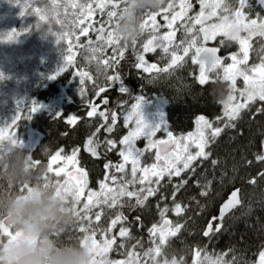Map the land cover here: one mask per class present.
I'll return each instance as SVG.
<instances>
[{"label":"trees","instance_id":"obj_1","mask_svg":"<svg viewBox=\"0 0 264 264\" xmlns=\"http://www.w3.org/2000/svg\"><path fill=\"white\" fill-rule=\"evenodd\" d=\"M168 1L165 0L162 7H167ZM74 2L80 3L83 0H55V2L53 0H39V2L19 0L18 3L17 0H0V127L11 123L9 118L15 115V111L21 108H31L37 101L42 100V103L58 101L60 104L63 103L62 105L66 109V113L57 116L56 114L60 113L59 106L58 109L46 107L43 109L42 107L41 110L29 114L31 119H28L29 115L23 119L20 117L13 128V130L18 128L20 132L24 133L27 128H31L40 135L38 142L30 150L33 160L40 161L38 166L45 167L48 158L52 156L50 154L58 151L59 147L66 153L68 150L78 148L84 141L82 137L86 138L91 133V129L87 128L90 122L84 119L78 121L76 125L67 123L70 117L80 118L88 113L89 109L82 105L89 100V97L93 96L91 89L95 84L91 82L92 79H85L84 85H80V77L77 73L86 71L90 75L99 77L106 70L111 71V68L115 66L105 70L97 64V60L111 61L114 54L112 46L103 44L102 41L96 39L100 33L94 30L99 29L108 19L106 13L111 10V6L109 5L103 13L97 8L92 19L85 20L83 24L76 27V24L84 17L79 16L78 8L72 7ZM88 2H93V0H88ZM172 2L176 7L169 11V19H171L173 11L180 10V0H172ZM188 3H191L192 7L187 11V15L183 20L175 22L174 45L180 44V41L184 40L183 46H186L187 42L195 36L197 46H215L225 61L229 55L235 53L242 57L239 41L228 43L220 35L205 41L204 34L197 29L199 24H195L192 32L188 33L186 29L191 27L189 20L194 17L198 0H188ZM227 3L229 11L234 14L236 8L239 7V0H227ZM124 6L121 4L120 8L122 9ZM262 6L260 0H246V6L242 11L247 15L246 17L258 14L261 18L263 15ZM35 7L44 9L48 19L41 21L39 16L34 13L30 14ZM21 11L25 14L21 15ZM223 14L225 13L222 10H218L214 19L217 20ZM58 20L63 23H58ZM157 22L162 35L169 31L162 15L157 16ZM89 24L91 27H89L87 36L81 35L82 28L88 27ZM104 27L106 36L108 25L105 24ZM13 30L19 34L12 39L7 38ZM61 32L74 33L75 35H69L68 39L58 42L53 33ZM149 34L151 32L144 31L137 39L135 48L132 44L125 47V44L120 42L127 62L132 64L139 55L143 54L148 63L159 60L160 68L167 67L170 61L166 62L164 58L166 54L160 52L156 58H153V55L149 54L150 52H142L141 45ZM76 36L80 37L78 41L75 39ZM249 40L251 43L248 60L246 65H241L247 69L249 66L251 68L254 60H260L261 55L264 54V36L257 34ZM89 41L92 43L89 44ZM69 42L73 45L72 52L75 53V56L73 64L64 68V66L62 67L65 62L64 56L70 54L68 52ZM92 48L99 51L92 52ZM181 50L179 48L176 50L179 55H183ZM116 55L119 58V54ZM187 58L191 59L190 54ZM61 68L64 70L60 71ZM133 70L131 69L125 76L129 87L134 86ZM195 70L194 66L189 68V72L186 67L180 68L173 75L181 74L185 83L178 84V86H166L159 90L165 100L172 101L171 103L166 102L168 104L165 106L168 130L176 133L183 132L191 126L190 119L194 115L206 116L212 122L213 127L223 129L219 136L209 139L205 149L211 153L208 159L198 158L195 161L196 165H192L195 171H184L179 177L181 181L188 180L187 186L180 189L177 194L178 200L185 209V215L189 218L186 220L185 228L195 231V234L200 232L198 237L202 236L201 233H204L210 218L217 215L220 202L232 189L239 188L242 200L241 204L222 221L213 222L221 225V231L205 237L204 246L202 252H199L196 264H210V260L217 258L228 261L230 264H259L257 262L259 254L264 251V160H257V156H264L262 148L264 113H257L256 109L264 107V102L257 99L251 103L249 108L242 109L239 118L231 121L235 126L230 127L228 126L229 121L224 117V104H221L220 101H223L229 94L236 97V93L238 94L242 87V81L237 87L235 84V91L229 90L230 83L217 78L213 73L212 80L200 84ZM164 78V81L168 83V78ZM81 87L85 89L83 95L80 94ZM142 92L146 95L152 94L146 88L142 89ZM102 95L104 94H100V96ZM237 99L240 102L243 101L242 96ZM98 100L102 99L98 98L97 103ZM100 111L101 108H97L95 130L97 128L103 130L101 126L104 125V121L103 117L99 116ZM59 125H61L60 128ZM164 131V129H160L161 133ZM106 133L107 131L104 130V133L102 131V136L98 134L95 139L99 145L97 149L101 150L98 158L104 157L113 161L114 164H119L122 161L119 152L124 147L120 144L122 136L118 138L114 136L113 132L106 136ZM107 140H113L116 147L109 151L106 145ZM147 144L146 137L140 136L136 139L134 146L137 149H144ZM147 155L149 154L146 152L143 157L148 159ZM212 161H216V163L213 164ZM105 163L99 160L95 162V165H104ZM20 188L18 190L21 191ZM197 191L205 194H197ZM195 205H199L198 208ZM196 211L197 215H195ZM205 213L206 215H204ZM198 237L196 239L189 237L188 233L184 232L168 243L171 248L167 251H176L174 247L180 251L184 246H188L191 249L187 254L193 257V247L196 244H201ZM178 252L176 251V253ZM173 256L179 258L178 254Z\"/></svg>","mask_w":264,"mask_h":264},{"label":"snow or ice","instance_id":"obj_2","mask_svg":"<svg viewBox=\"0 0 264 264\" xmlns=\"http://www.w3.org/2000/svg\"><path fill=\"white\" fill-rule=\"evenodd\" d=\"M19 0H17V3ZM34 2H39V0H34ZM55 2V0H53ZM262 4H264V0H260ZM128 0H93V2H88V0H83L80 3H72L73 8H78L79 16L84 17L81 19L76 27H79L81 24L84 23L85 20H90L93 18V14L95 10L98 8L102 13L103 11L110 5L111 10L107 11V20L101 25L99 29H94L98 31L100 35L97 36L98 41H102L103 44L108 46H112L113 57L111 61L109 60H97V64L101 65L105 70L112 67L113 65H118L120 60L124 57V49L120 47V38L116 36L114 32V24L118 21L120 16L128 11L127 8ZM201 3V11L196 16L191 18L195 24L202 25L200 28V32H202L204 40L212 39L217 37L218 35L223 37V33L225 30V25L222 23L223 20L227 19V16L221 15L219 17V23L213 24L210 27H204V21L207 20L211 16H217V11L222 10L223 12L229 11V8L225 7L224 0H200ZM95 4V7H94ZM125 5L122 9L120 5ZM246 6V0H239V7L236 8L234 15L238 22L242 23L244 26V30L248 32L247 38H242L241 36L238 37V41L241 46L242 51V58L238 59L236 55L231 57L232 63L229 64L227 67H224V79L230 81V88L235 90V82L236 77L242 76L245 84L247 87L240 93L242 97H244L242 102L233 103L235 97L231 94L228 97V103L225 105L224 117L227 118L229 121L228 126L234 127L235 125L231 123V121L236 120L239 118L242 109H247L251 105L252 102L259 101L264 102V63H261L259 66H255L251 69L242 68L240 65H246L248 60V50H249V43L248 39L253 35H260L264 36V18L261 19H251L247 22L245 21V13L242 11ZM176 5L169 0L167 7H161L158 11H145L142 13V23L141 27L144 31H149L151 33H156L159 31L160 25L157 22V16L162 15L163 20L166 21V27L169 31L165 32L162 36H157L155 34L151 35V37L144 43L143 45V52H154L157 48H161L165 54H170L171 61L166 68L160 69L157 67L155 63L147 64L144 59V56L141 54L137 57L138 63L135 65L138 69H143L144 72H167L170 68L178 66L184 58L189 55L190 50L194 49V54L191 57L193 64H199L200 72H199V83L205 84L208 80V72L218 68L221 66V58L217 55L218 49L216 47H204V46H197V40L195 36L192 37L190 41L187 42V46H183L185 44L184 40L180 41L179 45H174V40L176 36V31L174 28L175 22L177 20H183L184 17L187 15L188 9L192 7L191 3H188V0H180L179 2V11H173L171 15V19H169V11L174 10ZM205 9H211L208 15H205ZM39 16L41 21H45L48 19L45 10L40 7H35L32 10V13ZM21 15L25 13L21 11ZM58 23H63L62 21H57ZM108 25V30L106 36L105 27L104 25ZM89 27H84L81 30V35L87 36ZM192 28L189 27L186 29L188 33L192 32ZM27 31V29H24ZM19 33L10 32L8 34L9 39L14 38L15 35ZM58 42L62 40L68 39L69 35H75L74 33L69 32H61L59 34L53 33ZM79 36H76L75 39L78 41ZM137 40L132 42L133 48H135ZM92 42L89 41V44ZM223 43V41H221ZM182 47L183 55H179L175 48ZM72 43L69 42L68 44V52L70 54L64 56L65 64L64 68H67L68 65L73 64L75 53L72 52ZM127 47V44H125ZM170 49H172L170 51ZM92 52L99 51L96 48L91 49ZM119 54V58L116 54ZM64 68H61L60 71H63ZM251 73V75H250ZM80 79V85H84L85 79L91 80L92 76L86 71H80L77 73ZM107 79L109 81H118L120 84L119 91L121 93H128V89L122 83L119 73L116 75L108 76ZM106 89L104 87H100L99 91L96 93L97 96L100 93H104ZM85 89L83 87L80 88V94L83 95ZM136 103L131 105V110L128 111L124 115V124L127 126L129 123H134V127L128 132L126 136L120 140V144L124 147L120 150L119 155L122 157V162L118 165H112L111 162L106 163L104 168L106 170L105 179L100 182V191H92L88 189L87 185V176L88 173L83 169L78 167L79 160H78V153L80 151L79 148H75L72 150L70 155L64 156L62 155L63 149H59L55 152L54 155L51 156L48 164H47V171L41 177L45 181L49 179L48 173L55 174L56 177H60L61 174L65 176L63 182L57 179L55 182L59 185L58 190H63L66 192L73 201V209L75 211V215L77 219L80 221V226L78 227V231L83 233L82 238H80V242L89 243L91 244V251H92V264H129V261H120V260H109L107 258V254L110 250H112L113 244L116 242V237L113 236L112 238H104L102 241H98L96 239L97 236V227L94 226V222H99L101 220V215L103 212V206L107 205L108 208H114L117 205L123 206L121 204V198L128 197L133 198L135 197L137 205H143L145 201L148 200L149 197L154 196L158 189L149 187H142L139 190L133 191L128 189L129 184L135 183V177L137 173L140 172L143 175L141 176L139 183L141 185L145 184V181L148 179V174L151 173L152 177H156L157 179L154 181L155 184L159 185L160 181L167 176L169 181L173 176L180 177L181 173L185 170H192L193 172L195 169L192 167V162L197 160L198 158H202L203 160H207L210 156V152L205 151L206 146L209 143L210 138H215L220 135L223 131L221 127H213L212 122L207 120L204 116H199L196 120L197 131L196 133H189L187 137H182L181 140H177L173 137L172 132H168V139L167 140H153L152 137L161 129L162 125H166V123L161 119L159 123H150L144 114L143 111V104L144 99L143 97H136ZM104 104H107L108 101L104 100ZM40 105L33 103L30 108V113H34L38 111ZM257 113H264V107L257 108ZM97 114V106L93 105L91 110L88 111V117H93ZM60 116V113L56 114ZM99 116L103 117L105 124L101 127L104 128L105 131L111 132L113 126L116 123L117 116L116 113L113 112L111 115V124H108V116L106 115L105 111H100ZM19 116H15L10 124H5L3 127H0V146L4 144H9L13 147H20L25 149V145L23 140H21L15 132H8L7 130L12 128L17 124L19 120ZM28 119H31V115L28 116ZM220 119V117H217ZM67 123L70 125H76L77 117L73 116L67 120ZM206 130L209 131V134H206ZM101 128H97L96 132L92 134L91 137L88 138L85 144V150L93 157H99L100 153L97 151L98 143L94 141V137L96 133H99ZM140 136H145L148 138V144L146 149H155V160L158 163H153L150 167H140V157L143 156V150L135 148L134 144L137 138ZM185 141V142H182ZM195 145L198 151L195 154L189 152L190 145ZM106 145L108 150H112L116 147V144L113 140H107ZM170 146H174L170 151ZM30 154L31 152L28 151ZM257 160H264V156H257ZM58 161H64L65 167H57L53 168V165L56 164ZM39 160H34L35 165H39ZM131 164V175L133 180L119 182L118 177L116 175H109L107 170L110 168L115 167L117 173H122L125 170L126 165ZM213 164L216 161H212ZM71 165L75 172L67 170V166ZM111 180V183L116 185V187H109L108 180ZM255 182L254 180L252 181ZM151 183V181L149 182ZM186 180H182L179 185L174 186L175 191L173 192V198H175V193L180 190L183 184H186ZM86 189L87 192H86ZM23 191V187H22ZM205 194V193H202ZM83 200L82 207L77 209V205H79ZM240 200L238 198V190L232 192L230 199L221 207L219 217H213V220H222L224 217L225 212L229 209L233 208L235 205L239 204ZM94 208H99L100 211H96L94 213V220L92 215V210ZM184 207L181 206L180 203H175L174 212L177 215H180L184 212ZM168 212L167 206L163 209H160V216L162 218V222L157 225L153 224L152 227L149 229V233L152 237L153 243L155 244L154 248L148 250L145 253V256H151L153 260V264H160V261L156 258L161 256L162 254V247L165 245L168 237H174L177 233L181 230V225L176 224L174 227L172 226V222L166 218L165 214ZM139 217H136V221H139ZM127 217L124 216L122 213L115 216L114 219L111 220V223L107 229H100L102 235L106 237L107 233L110 232L111 228L117 226L118 223L122 221H126ZM221 231V225L216 224L215 228L213 224L210 222L208 224V228L204 231L203 235L205 237L210 236V234H215ZM20 235V233L14 231L13 225L9 223L6 217L0 216V242H3L4 238L13 239L16 236ZM129 230L126 227L119 228V237L125 238L129 237ZM158 237V243H156V238ZM123 245H121L122 247ZM134 253H129V257H134ZM199 255V252H197ZM163 264H168V260L165 259ZM210 264H230L228 261H223L220 258L216 260H210ZM259 264H264V251L260 252L259 254Z\"/></svg>","mask_w":264,"mask_h":264},{"label":"flooded vegetation","instance_id":"obj_3","mask_svg":"<svg viewBox=\"0 0 264 264\" xmlns=\"http://www.w3.org/2000/svg\"><path fill=\"white\" fill-rule=\"evenodd\" d=\"M211 18L209 17L207 20H210ZM155 33H151L149 34V36L146 38L147 40L151 37V35H153ZM145 42L146 43V40ZM144 43L141 45V48L143 49V45ZM143 52V51H142ZM163 52V50L161 48H157L154 52H150V55H153V58H156L158 56V54ZM144 53V52H143ZM165 54V53H164ZM143 55V54H142ZM192 53L190 54V56L192 57ZM221 56V54H220ZM164 58L166 60V62L171 61V56L170 54H166L164 55ZM221 66L210 72H208V80H212L215 76H217V78H220L219 75H221L219 72V70H222L223 67H227L231 61V55H229L228 59L225 61V59H223V57L221 56ZM138 59H135L132 64H129L125 58V56L123 57V59L120 60V63L118 65H115L113 68H111V71H105L102 75H100L99 77H97L96 75H92V83L95 84L93 86V88L91 89V92H93V96L89 97V100L87 101V103L85 102L84 105H82L85 108H88L89 110H91L93 105H96L97 108H101V111H105L106 115L108 116V124H111V115L113 112L116 113L117 116V120L115 125L113 126V129L111 132L114 133V136H117L118 138H120L121 136V140L123 139L124 136H126L128 134V132L130 131V127L132 125V123H129L127 126H125L124 124V115L131 110V105L136 103V97H143L144 99V107L146 110H149L148 107L149 103H156L158 101V96L160 95V88H164V84L161 83V76L165 75V73H168L169 71L175 72V70H179L180 68H185L187 69V72H189V68L191 66H194L196 68V75L197 77H199V72H200V68H199V64H193L191 59H188L187 57L184 58V61L181 62L178 66H175L173 68H170L167 72L161 71V72H156V71H152V72H144L143 69H138L135 67V65L138 63ZM147 64H153L155 63L157 65L158 68H160L159 66V60H157V62H152V63H148V61H146ZM166 67H162L160 69H163ZM131 69L133 70V82H134V86L133 87H129V84L127 83V80L125 79V76L131 71ZM117 73H119L120 78L122 80V83L124 84V86L128 89V93H121L119 91V87L120 84L118 81H109L107 79L108 76H112V75H116ZM217 74V75H216ZM174 76V75H173ZM188 78L190 79L191 77L188 75ZM240 77H237V80ZM94 79V80H93ZM165 80V79H164ZM191 80V79H190ZM225 80V79H222ZM236 80V81H237ZM192 81V80H191ZM227 81V80H226ZM165 82V81H164ZM169 82H174V78H168V83ZM229 83H231L230 81H227ZM236 87L239 86V82H235ZM100 87H104L106 89V91L104 93H100V94H104L102 96H97L96 93L99 91ZM235 87V88H236ZM146 88L148 91H151L152 94L150 95H146L143 94L142 89ZM232 88L229 87V90H231ZM235 91V90H234ZM236 93V92H235ZM230 95V94H229ZM229 95H227L223 101L221 100V104H224V101H227L226 99L229 97ZM162 97V96H161ZM239 97V94L236 93V97L235 100H238L237 98ZM100 98L102 100H98L99 102L97 103V99ZM155 98L156 101H153L152 99ZM164 98V97H163ZM107 100L108 103L104 104L103 101ZM63 103H61L59 105V112L60 114H64L66 113V109L64 108V106L62 105ZM168 103L163 102L162 103V110L164 111L165 106H167ZM165 115H166V111H164ZM198 116L201 115H194L193 118L190 119L191 121V126L189 128H186L183 132H178L175 133L166 129L164 131V133H161L160 130L155 134L154 137H152L153 140H167L168 139V135L167 133L170 131L173 134V137L179 139L180 137H186L187 132H189L190 130H192L195 126L196 123V119ZM94 117V118H93ZM93 117H88L87 113L82 117H77V122L80 121L81 119H84L85 121L90 122L89 125L87 126V128L89 127L91 129V133L86 137H82V140H84L81 144V146H78V148L80 149L79 153H78V160H79V165L78 167L83 168L87 173V185H88V189L92 190V191H100V182L102 180L105 179L106 176V170L104 168V165L106 163L111 162L112 165H118V164H113V161L101 157H93L91 155V153L87 152L85 150V144L88 140L89 137L92 136V134L94 132H96L95 130V116ZM206 119L207 117L204 116ZM156 118V117H155ZM167 118L166 117L162 118L165 122V120ZM208 120V119H207ZM104 121V119H103ZM150 123H158V121H155V119L153 118V121L149 120ZM166 123V122H165ZM105 124V121H104ZM61 125H59L60 128ZM15 126H13L12 128L8 129V132H15L17 135L20 132V129L18 130L15 129L13 130ZM103 130H101L99 133H96V136L99 134L100 136H102L101 132L103 131L104 133V128H102ZM27 131V130H26ZM25 131V132H26ZM197 129L194 130V132L196 133ZM109 132H107L105 135L108 136ZM112 134V133H111ZM206 134H209V131L206 130ZM96 136L93 138L94 141L96 139ZM33 138H35L34 136H32ZM36 138L39 140L40 135L38 133H36ZM146 140L148 142V138L146 137ZM24 141H26L28 144H25V148L26 150L30 151L31 147L36 140L34 139L31 140L30 138L24 139ZM38 142V141H37ZM37 142H35L34 144H36ZM183 142V141H182ZM31 144V145H30ZM59 149H61V147H59ZM140 149V148H138ZM64 150V149H63ZM143 150L144 154H146V152L149 154L147 155L148 159H146L145 157L141 156L140 157V167H150L153 163H156L157 161L155 160V149H140ZM98 152H100L101 150L97 149ZM198 151V149L193 146L190 145L189 147V152L192 154H195V152ZM56 152V151H55ZM54 152V154H55ZM72 152V150H68V153H66V151H63L62 155L67 156L70 155ZM53 154V155H54ZM102 161V162H106L104 165H95L96 161ZM196 161V160H195ZM195 161L192 162V165H196ZM122 161H120L119 163H121ZM47 164L48 161L45 165V168L47 170ZM57 167H65V162L64 161H59V164H56ZM125 168H129L130 173L127 176V174L124 175V173H117L115 170V167L110 168L107 170V173L109 175H116L118 177V181L119 182H125L128 181L127 177L131 178V180H133V177L131 175V164L130 165H126ZM67 170L68 171H72L73 173L75 172V169L71 166L68 165L67 166ZM187 172H190L191 170H185ZM143 174L138 172L137 176L135 177V183L133 184H129L128 185V189L129 190H139L142 187H153V188H157L158 191L157 193L152 196L149 197L147 201H145V203L143 205H137L136 203V199L135 197L133 198H128V197H123L121 198V204L123 205L122 207L120 205H117L114 208H108L107 205L103 206V212L101 215V220L99 222H94V226L97 227V236L100 237V240L98 241H102L104 238H112L113 236L116 237V242L113 244L112 246V250L109 251V253L107 254V258L112 259V258H116L117 254L120 252H124L126 253L127 250L131 251L132 253L134 252H138V261L133 263V264H142L146 259L148 260V258H150V256H145L144 254L146 252H148L149 249L154 248L155 244L153 243L152 237L149 233V229L152 227L153 224H157L159 225L162 222V218L160 216V209H163L165 206H167L168 208V212L165 214L166 218L169 219L172 222V226L174 227L176 224H180L181 230L177 233L176 236L174 237H168L165 245L162 247V254L161 256H158L156 259H167L168 261L170 259H172V255H168L167 254V249L170 247L168 246V243L174 239L175 237H179L181 236L184 232L188 233L189 237H194L195 239L198 237V235H200L199 233L195 234V231L193 232L192 230H189V228H185L186 227V220H187V215H185V212H182L180 215H177L174 212V206L175 203H180L181 206L183 207L182 203L178 200L177 198V194L178 192L175 193V198H173V192L175 191V187L176 185H179L181 183V179L179 177H175L173 176L171 178V181L167 180L168 177L165 176L161 181L160 184L157 185L155 184V180L157 179L156 177H152L151 173L148 174V179L145 181V184L141 185L139 183V180L141 178ZM189 177V173L187 174ZM49 178H51L53 181H56L57 179H59L61 182L64 181L65 176L63 174H61L60 177H56L54 172L53 173H48ZM127 176V177H125ZM151 181V183H149ZM188 183V180H187ZM186 184H183V186L180 188H185V186H187ZM108 184L109 187H114L116 185L111 183V180H108ZM21 191H22V186H21ZM86 189V192L87 190ZM24 190V189H23ZM197 194L202 195V193L200 191H197ZM83 204V200L82 202L77 205V209H79L80 207H82ZM205 205V203H204ZM96 211H100L99 208H94L92 210V215H93V220H94V213ZM123 214L124 216L127 217L126 221H122L120 223L117 224L116 227L111 228L110 232L107 233L106 237L104 235L101 234L100 229H107L111 223V220L115 218L116 215L118 214ZM197 215V211L195 212ZM206 215V213L204 214ZM136 217H139V221H136ZM197 217V216H195ZM189 219V218H188ZM211 219V218H210ZM185 221V222H184ZM208 224V223H207ZM206 224V227H207ZM215 223H213V227H215ZM80 226V221L77 219L75 225L69 230L68 233L64 234L62 236L63 239H80L83 236V233H80L78 231V227ZM120 227H126L129 230V237H125V238H121L119 237V228ZM206 229V228H205ZM205 231V230H204ZM202 236H199L198 239L201 242L200 245L196 244L193 247L194 250V255L193 257H190L188 254H186V251L183 250V248L176 254L179 255V259L177 258L178 261H181L182 264H192L193 262L197 261L198 255L197 252H202V247L204 246V240H205V236L203 235V233H201ZM158 237L156 238V243H158ZM121 245H123L121 247ZM144 257V260H143ZM160 261V260H159Z\"/></svg>","mask_w":264,"mask_h":264},{"label":"clouds","instance_id":"obj_4","mask_svg":"<svg viewBox=\"0 0 264 264\" xmlns=\"http://www.w3.org/2000/svg\"><path fill=\"white\" fill-rule=\"evenodd\" d=\"M165 0H128V11L114 24V32L123 44H132L142 34V13L159 10ZM225 7L229 8L227 0ZM223 38L238 41L245 31L230 11ZM44 166H37L31 154L9 144L0 146V216L6 217L14 231L13 239L0 242V264H92L91 244L80 239H63L75 225L77 216L71 197L49 178ZM23 187V191L18 190ZM168 264H182L170 259Z\"/></svg>","mask_w":264,"mask_h":264},{"label":"rangeland","instance_id":"obj_5","mask_svg":"<svg viewBox=\"0 0 264 264\" xmlns=\"http://www.w3.org/2000/svg\"><path fill=\"white\" fill-rule=\"evenodd\" d=\"M169 2V1H168ZM224 2H225V0H224ZM168 4V3H167ZM188 10H190V9H188ZM262 10H263V15H262V17L261 18H264V4H263V6H262ZM200 11H201V3H200V0H198V3H197V6H196V8H195V13H194V17H196L199 13H200ZM211 11V9H205V15H208V13ZM247 15L245 14V21L247 22L248 20H251V19H261L260 18V16L258 15V14H255L254 16H250V17H246ZM211 19L210 20H208V21H204V24H203V26L204 27H210L211 25H213V24H216V23H219V18L216 20V19H214V18H216V16H211L210 17ZM189 25L191 26V28L193 29V27L195 26L194 25V21L193 20H189ZM201 26L202 25H198V27H197V29H199L200 30V28H201ZM167 32V31H166ZM155 35H157V36H162V34H161V31H158V32H156L155 33ZM149 36V35H148ZM147 36V37H148ZM255 35H253V36H251L249 39H251L252 37H254ZM241 37L242 38H247L248 37V32L247 31H244L242 34H241ZM248 39V43H249V45H250V40ZM147 40V39H146ZM175 43H176V41H175ZM263 43H264V41H263ZM177 45H179V44H177ZM187 46V45H186ZM257 47H259V46H257ZM179 49H182V47H179ZM175 50H178V48H175ZM263 52H264V49H263ZM181 53L183 54V51L181 50ZM194 54V49H192V50H190V53L189 54ZM181 55V54H180ZM233 55H236L237 56V58L238 59H240V58H242L239 54H237V53H235V54H231V57L233 56ZM183 62V61H182ZM232 63V60L230 61V63L229 64H231ZM249 63V62H248ZM261 63H264V54L263 55H261V59L260 60H258V61H256V60H254L253 62H252V65H251V68H253V67H255V66H259ZM64 64H65V62L63 63V65H62V67L64 66ZM240 67H242L241 65H240ZM243 68V67H242ZM250 68V66H249V68L248 69H251ZM223 69H224V67L222 68V70H219V73L221 74V75H219V77L221 78V79H224V72H223ZM216 70H217V68H216ZM175 72H177V70H175ZM175 72H172V71H169L168 73H166L165 75H163V76H161V83H163L164 84V87H166V86H178V84H184L185 83V80H184V78H183V76L180 74L179 75V73L178 74H176V76H173V74L175 73ZM180 72V71H179ZM218 73V72H217ZM251 75V74H250ZM164 77H166V78H174V82H169V83H167V82H164ZM240 78L237 80V77H236V80L240 83L241 81V83H242V87L240 88V91H239V97H241V95H240V93L247 87V85L245 84V82H244V80H243V77L242 76H239ZM236 81V82H237ZM237 89H239V88H237ZM169 90H170V88H169ZM177 90L175 89V92H176ZM174 92V93H175ZM168 95V94H167ZM169 96V95H168ZM170 97V96H169ZM171 98V97H170ZM243 99H244V97H243ZM153 101H156V99L155 98H153L152 99ZM227 101H224V110L223 111H225V105L228 103V98L226 99ZM163 102H172L171 100L170 101H167V100H165L164 98H163V96L161 97V96H158V101L156 102V103H149V106L148 107H151V108H149V110H146L145 109V107H144V104H143V111H144V114H145V117H146V119L149 121V120H151V121H153V118L155 119V121H158V123L161 121V119L162 118H164V117H166V115H165V113H164V111H165V109H164V111L162 110V103ZM236 102H240L239 100H234L233 101V103H236ZM87 103V102H86ZM35 104H38V105H40V108H39V110H41V108L43 107V109H44V107H46V108H48V109H51V108H53V109H58V106L60 105V102H58V101H48V102H44V103H42V100L41 101H37V102H35ZM30 108L28 107L27 109L26 108H24V109H18L17 111H15L14 113H15V115L12 117V118H9L10 119V121L15 117V116H19V117H21V119H23V118H26L29 114H30ZM90 111V110H89ZM156 117V118H155ZM199 117V116H198ZM197 117V118H198ZM197 120V119H196ZM164 121V120H163ZM165 122H166V120H165ZM134 127V123H132V125H131V127H130V130L132 129ZM162 129H164V130H166L167 129V123H166V125H162V127H161ZM195 129H197V125H196V123H195V126H194V128L192 129V130H190L189 132H187V133H185L186 134V137H187V135L189 134V133H195L194 132V130ZM37 132H35V130H33V129H29V128H27V131L24 133V132H19V134L17 135L21 140H23V142H24V145L25 144H28L26 141H24V139H27V138H30L31 140H33L34 141V139L36 140L35 142H37L38 141V139L35 137V138H33L32 136H34L35 134H36ZM177 139V138H176ZM177 140H181V137L179 138V139H177ZM34 142V143H35ZM183 142H185V141H183ZM34 143H31V144H33L34 145ZM30 144V145H31ZM66 144H68V143H66ZM29 145V144H28ZM33 145L31 146V147H29V148H32L33 147ZM26 146V145H25ZM193 146H195L194 144H193ZM173 148H174V146H173ZM50 155H53V154H50ZM50 158L51 157H49L48 158V162H49V160H50ZM157 163V162H156ZM56 164H59V161L56 163ZM56 164H54L53 165V168L55 169V168H57V166H56ZM114 164V163H113ZM128 165H130V163L128 164ZM124 175L125 174H127V176L129 175V173H130V170H129V168H125V170H124ZM127 176H125V177H127ZM127 180L129 181V180H131V178H129V177H127ZM114 187H116V186H114ZM197 208H198V206L199 205H195ZM96 239L97 240H100V237L99 236H96ZM129 253H132L131 251H129V250H127L126 251V253H124V252H120V253H118L117 254V257L116 258H112V259H109V260H113V261H116V260H120V261H129V264H133V263H135V262H137L139 259H138V252H134V257H132V258H130L129 257ZM145 255V254H144ZM143 260H144V257H143ZM157 260H160V264H163V261L165 260V259H163V258H161V259H157ZM258 263H259V260L257 261ZM142 264H153V260H152V258H151V256H150V258H148V260L146 259Z\"/></svg>","mask_w":264,"mask_h":264},{"label":"water","instance_id":"obj_6","mask_svg":"<svg viewBox=\"0 0 264 264\" xmlns=\"http://www.w3.org/2000/svg\"><path fill=\"white\" fill-rule=\"evenodd\" d=\"M205 21H206V20H205ZM204 47H215V46H212V45H205ZM217 55H218L219 57H221L219 51H217ZM34 137H36V134L34 135ZM172 148H173V146H170V151L172 150ZM262 148H263V155H264V139H263ZM157 163H158V162H157ZM237 190H238V198H239V200H240L239 188H234V189H232V190L228 193V195L226 196V198H225V199L221 202V204L219 205V207H218V213H217V215L214 216V217H219L221 207H222V206H223V205H224V204L230 199L232 192L237 191ZM237 205H239V204H237ZM237 205H235L233 208H231V209H229L227 212H225L224 217H225L226 215H228L232 210H234L235 207H236ZM224 217H223V218H224ZM212 218H213V217H212ZM212 218H211V221H210V222L214 221ZM217 220H219V219H217ZM210 222H209V223H210ZM209 223H208V224H209ZM207 228H208V225H207V227H206V230H207ZM206 230H205V231H206Z\"/></svg>","mask_w":264,"mask_h":264},{"label":"bare ground","instance_id":"obj_7","mask_svg":"<svg viewBox=\"0 0 264 264\" xmlns=\"http://www.w3.org/2000/svg\"><path fill=\"white\" fill-rule=\"evenodd\" d=\"M227 195H228V194H227ZM225 198H226V197H225ZM225 198H224V199H225ZM224 199H223V200H224ZM223 200H222V201H223ZM222 201H221V202H222ZM241 201H242V200H241V197H240V203H239V205L241 204ZM221 202H220V204H221ZM220 204H219V205H220ZM239 205H237L236 207H238ZM236 207H235V208H236ZM232 211H233V210H232ZM226 216H227V215H226ZM223 219H224V218H223ZM223 219H222V220H223ZM222 220H219V221H222ZM210 221H211V219H210ZM210 221H209V222H210ZM214 221H217V220H214ZM214 221H212L211 223L213 224ZM209 222H208V223H209ZM207 225H208V224H207ZM205 230H206V229H205ZM169 248H171V246H170ZM169 248H168V249H169ZM190 249H191V248L188 247V246H184V247H183V250L186 251V254L190 251ZM169 250H170V249H169ZM174 250H176L177 252L179 251V249L176 248V247H174ZM176 251H172V250H171V251H167V254H168L169 256H170V255L173 256V255L176 254ZM170 257H171V256H170ZM172 259H177V257L174 256V257H172ZM178 259H179V258H178ZM192 264H196V262H193Z\"/></svg>","mask_w":264,"mask_h":264}]
</instances>
